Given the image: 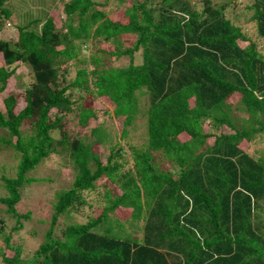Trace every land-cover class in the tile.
<instances>
[{
    "label": "trees",
    "instance_id": "trees-1",
    "mask_svg": "<svg viewBox=\"0 0 264 264\" xmlns=\"http://www.w3.org/2000/svg\"><path fill=\"white\" fill-rule=\"evenodd\" d=\"M8 1L0 30L16 33L0 38V151L17 162L13 177L1 176L0 204L22 217L15 206L34 181L27 174L49 157L64 154L74 179L32 259L4 237L13 254L0 246L1 264H264V158L246 152L264 140V0L246 6L254 37L230 18L233 0H60L42 22L22 25ZM89 41L109 44L100 50L113 59L87 60ZM21 67L29 78L16 90ZM92 89L121 120L123 144L99 127ZM86 197L102 201L101 212L52 237L56 218ZM111 224L123 225L117 236Z\"/></svg>",
    "mask_w": 264,
    "mask_h": 264
},
{
    "label": "rangeland",
    "instance_id": "rangeland-1",
    "mask_svg": "<svg viewBox=\"0 0 264 264\" xmlns=\"http://www.w3.org/2000/svg\"><path fill=\"white\" fill-rule=\"evenodd\" d=\"M60 0H9L8 9L11 11L12 21L17 25H22L28 23L30 21H38L42 22L49 11L56 9V5L59 4ZM63 1V0H62ZM96 3H101V0H93ZM253 0H233L231 1L232 5L238 4L239 6L236 9H232V14L230 17L233 20V23L239 26L243 32L248 31L251 37L256 35L255 23L253 21L248 22V17L252 14L251 11L246 9V6L252 4ZM113 4L116 3L115 0L112 1ZM111 4V2H110ZM112 5V4H111ZM120 10V9H119ZM57 13V12H56ZM60 18H62V13L59 11ZM58 17V16H54ZM114 20H120V17L115 16L112 17ZM16 31L4 29L0 30V38L9 39L13 35H15ZM82 52H84L88 59L98 55L102 57V60H111L113 59L107 53H102L100 48H107L109 44H99L95 41H89L86 44H82ZM258 48L261 51V43ZM140 54H135L134 59L135 62L139 63ZM129 59L122 58L118 60L120 65H127ZM82 65V64H80ZM88 69L91 68L90 63H86ZM28 71L24 68L17 69L14 75H17L15 79V85L13 88L16 90H21L24 87L25 82L28 80ZM75 74L74 67L70 66L68 70V74H66L65 80L68 83L71 78H73ZM11 88L8 89V91ZM91 96L93 100V108L95 110V114L98 117L97 122L99 123V127H102L103 131L110 135H114L115 140H120V144L124 143L122 139H120V119H115L111 112L113 110V106L106 103L103 99H99L95 90H91ZM3 95H0V109H3ZM232 103H236L237 100L232 98ZM19 108L21 104L18 105ZM108 111V115L105 117L102 116L101 112ZM235 115L238 117H243L244 113H240L238 111H234ZM111 116V117H110ZM95 121L92 122L94 125ZM210 126L206 123H201V128L204 130H208ZM89 128H86L87 131ZM228 130V129H227ZM226 129L222 128L221 132H226ZM23 131H26V128H23ZM29 134V132L27 133ZM26 134V135H27ZM55 134V133H54ZM55 137H58L55 134ZM112 137V136H111ZM92 140V138H91ZM135 143H138L135 141ZM100 146V145H99ZM98 146V147H99ZM248 154H251L254 158L263 157L264 158V140L255 139L251 141L249 147L246 149ZM102 156L104 160L106 151ZM124 154V153H123ZM66 156L56 155L53 157H49L46 160L42 161L34 171L27 174L29 178L34 179V181L27 185L22 193L21 201H19L15 206V211L21 215L19 219H16L15 216L6 212L5 207L0 204V246L5 248L4 237H9L8 245L12 247H20V258L23 260H31L32 254L38 248V246L45 241L46 232L50 229V222L53 216V204L56 202L57 195L60 190L67 189L74 179V171L71 168L70 164L66 160ZM67 162L64 163L63 161ZM17 158L13 157L11 154L0 151V198L5 196V190L2 186L1 176L5 177H13L15 175V166H16ZM122 171H126L130 169L128 164H125L122 168ZM43 179V180H39ZM97 190L102 192L105 190L100 186V183L96 184ZM112 184L107 183V188L111 187ZM103 202L95 200L94 202L91 199L86 197V201L84 204L77 206L75 203V208L71 214L67 217L56 218L55 224L52 227V237H55L60 229L66 226L69 223L73 224H85L89 220V216L96 217L101 212V206ZM104 205V204H103ZM77 206V207H76ZM114 215L120 220H125L130 216V209L124 207H117L114 211ZM124 221H121L123 223ZM127 230L126 233L131 234V236L139 238L141 237V232L137 231L135 228H131L130 225L124 223ZM139 225H143L141 221ZM18 227V229L13 230V228ZM114 229V236H117L120 232V225L111 224ZM99 230V229H98ZM101 232V228H100ZM124 233V231H123ZM7 254L12 255L13 252L11 249H7ZM1 264V259H0Z\"/></svg>",
    "mask_w": 264,
    "mask_h": 264
}]
</instances>
